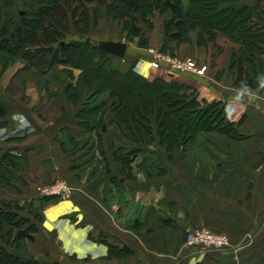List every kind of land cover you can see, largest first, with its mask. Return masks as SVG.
<instances>
[{"label":"crops","instance_id":"0c3cea01","mask_svg":"<svg viewBox=\"0 0 264 264\" xmlns=\"http://www.w3.org/2000/svg\"><path fill=\"white\" fill-rule=\"evenodd\" d=\"M12 1V11L30 7L27 0ZM245 5L259 6L251 1L240 6ZM259 57L252 87L249 80L236 85L229 58L221 76L210 69L207 79L140 61L136 71L149 82L173 80L192 87L200 101L228 103L229 119L239 126L238 136L220 135L223 148L194 145L175 152L172 161L149 140L130 165L133 177L116 152L139 145L114 124L115 112L103 115L111 127L100 146L76 147L79 136L92 135L77 117L85 95L73 117L66 112L73 108L66 98L56 103L55 117H34L30 104L42 92L37 83L30 88L31 103L0 97L10 109L0 120V200L20 206L21 216L32 220L27 215H33L37 228L33 240L2 245L41 264H264V54ZM20 70L23 75L15 79L27 72L23 66ZM153 153L165 175L156 171L159 164L146 163ZM59 180L73 189L68 197L41 193ZM203 229L225 235L228 245L192 247L187 234Z\"/></svg>","mask_w":264,"mask_h":264},{"label":"trees","instance_id":"16d2710c","mask_svg":"<svg viewBox=\"0 0 264 264\" xmlns=\"http://www.w3.org/2000/svg\"><path fill=\"white\" fill-rule=\"evenodd\" d=\"M27 1L30 7L19 12L22 24L20 22L21 25L13 31L10 30V26L14 19L11 12L14 3L12 0H0V43L6 45L13 58L23 56L30 59L32 65L42 61L39 43L46 39L49 46L58 41L57 47L47 48L48 51L67 54L72 57L71 60L78 56L74 63L83 70V73L79 82L66 87L70 100L77 103L74 102V98L77 96L78 100L80 99L81 89L84 87H96L101 92H109L108 98L99 103L87 101L77 113L80 125L87 132L97 133L98 139L102 140L111 122L106 123L104 119L98 117H103L106 111H113L114 124L125 131L126 136L137 145L146 144L149 140L158 141L170 161L173 160L175 152L186 150L188 144L202 132L238 136L239 124L230 121V109L225 103L206 101L201 103L196 91L183 84L161 79L149 82L137 73L134 64L127 71H122L110 64L114 56L102 51L98 46L99 42L92 43L90 38L74 39L69 42L57 40L58 36L63 35L57 26L66 28L57 23V14L64 15L66 10L74 9L79 4H82L83 11H86V0ZM112 1L120 5L123 13L131 18L126 21L125 28L130 32L134 30V36L140 35L138 27L132 29L138 15L142 13L149 22V16L153 11L160 10L171 14L165 23V35L169 39L186 41L191 31L198 30L200 44L214 40L219 34L240 43L242 46L239 53L232 56L231 68L234 69L238 65L243 72L244 64L248 62L252 65L256 80L258 75L256 63L259 55L264 54V26L260 24L264 17V9L259 6L237 7L232 5L236 0H188L187 3L183 0H162L163 7L157 5L159 0ZM34 6L37 8H33ZM143 8L147 9L145 14ZM67 28L65 30H68ZM81 62L87 67H80ZM254 83L250 81L248 86L252 87ZM236 85L242 86V81L237 80ZM9 112L7 105L0 101V120L6 118ZM91 117L97 118L93 120ZM141 151L139 147L117 149V158L124 164V171L127 172V168L129 169L131 176L130 165ZM152 157L153 155L147 156L146 163H153ZM10 158L11 156H8L6 159ZM159 168L160 175L167 173L161 166ZM21 210L18 205L0 200V264H41L34 258L23 260L2 245L6 241L17 246L24 239H34L33 234L37 232V228L32 223L27 228H22L30 219L21 216Z\"/></svg>","mask_w":264,"mask_h":264},{"label":"rangeland","instance_id":"374dc122","mask_svg":"<svg viewBox=\"0 0 264 264\" xmlns=\"http://www.w3.org/2000/svg\"><path fill=\"white\" fill-rule=\"evenodd\" d=\"M183 1L185 3L188 2V0ZM250 1L252 3H258L259 6L264 7V0H236L232 3V5L239 7L240 5L244 4V2L250 3ZM85 2H87L86 11H83V8L81 6L82 4H79V6L75 7L74 9L72 8L66 10V14L64 13V15L62 14L60 16L57 14V23H61L63 27L69 28H67L68 30H65L66 28H60L61 25L57 26L59 28V31L62 32L63 35L58 36L56 39L69 42L74 39L85 40L86 38H90L92 40V43L95 44L104 40L124 42L127 44L128 49L126 56L123 59H128L131 62H123V60L113 58L114 60L112 59V62H110V64L114 67H130L134 64L136 70V67L140 61H147L151 63L153 58H156L158 56H166L176 60L177 64L195 62L199 67L206 66L207 70L205 74L203 76H200L205 79L208 76L210 69L211 71H217V75L221 76L220 69L225 66L226 58L232 60V56L234 55V53L238 54L242 46L240 43H237L230 38L228 39L232 41V43L229 42L222 34H219L212 41L209 40L200 44L198 30L191 31L186 41L180 42L174 39H169L165 35V23L168 19H170L171 14L165 12L163 13L160 10L153 11V14L149 16V22L146 21L145 16L142 13L141 15H138V20L137 22H135V24L132 25V29L138 27L140 29V35L134 36V30H131L130 32L125 28L126 21L130 20L131 18L123 13V9L120 8V5H118L116 2L112 0H105V2L86 0ZM259 2H261V4ZM157 5L163 7L162 0H159ZM159 6H157V8H160ZM13 11L11 12L14 15V19L12 20L10 30L14 31V29L21 25L22 22L21 18L18 15L19 10ZM142 11L145 14L147 12V9L143 8ZM47 15L48 14H46V16ZM260 24L264 26V17L260 20ZM42 41L43 42H40L39 44L42 51L40 53L42 54L43 58L42 61L38 62L36 65H32L30 59L20 55L14 56L13 58L11 52H9V50L5 47L6 45L4 46L2 43H0V90L2 89V91H0V97H5L10 100V102L13 99L18 101L24 100L27 104L31 103L30 95L32 91L30 90V88H34V83H37L42 92L38 91L40 96L35 99L34 105L30 104V109L32 111L31 113L34 117H55V105L57 102L61 103L63 98H66L68 103H70L73 107H69V109H67L66 111L69 117L74 116L73 110H75V108L77 107L79 100H82V95H85V98L87 97L86 102L90 101L93 104L99 103L103 99L108 98L109 92H101L96 87H87L86 90H84V88L81 89L80 99L78 100V97L76 96L74 98V102L77 103H73L66 92V87L71 83L79 82L82 78L81 76L83 70L78 68L79 66L77 67L74 63V60L77 59L78 56L76 55L75 57H73L74 59L71 60L72 57L67 56V54L58 52L55 53L53 52V50L48 51L47 48H51L53 46L57 47L58 41L56 42V44H52L50 46L48 42H46L47 39ZM134 51L139 52L140 54L136 55V52L134 53ZM133 57L137 58L135 60H132L134 59ZM150 63H148V67H150ZM79 65L80 67H87L83 62H81ZM244 65L245 69L243 70V72L240 71L238 65H236V67L233 69L236 84L237 80H250L251 82H255V74L253 73L252 65L248 62H245ZM22 66L27 72L24 74L22 79H15L23 75L20 70L22 69ZM173 70V72H176L177 74L189 73V75L191 74L195 76L193 72L182 71L176 68ZM170 82L177 83L173 80ZM188 87L192 88L190 86ZM238 87L241 86L238 85ZM26 90L28 94H26ZM57 94H59V97H57ZM0 101L6 104L3 100L0 99ZM200 102L203 103L205 101L201 100ZM225 104L230 109L228 103ZM95 118L97 117H91V119L93 120ZM100 118L105 119L104 117H98V119ZM110 127L111 126H109L108 128L110 129ZM154 131L156 132V130ZM198 135L191 143L188 144L187 148H191L194 145H201L204 147L216 145L220 148H223L224 146V142L222 140V137L220 136L223 134L217 133L209 135L208 132H202L199 137ZM152 143L153 148L157 147V145L160 146L158 141H152ZM81 145L91 146V148L97 147L101 145V140L98 139L96 133H92V135L83 137L79 136L78 140L74 141V146L80 147ZM140 145L144 144H139V148ZM129 147L131 148V145ZM160 148L162 149L161 146ZM76 155L79 157L81 156V153H77ZM139 156L140 153L137 154L136 158H138ZM158 160L159 158L157 157V155L153 153L151 161L153 162L154 166H157L158 164L161 166ZM168 161H170L169 157ZM9 164L13 163L10 162ZM4 167H6V165H4ZM10 167L11 166H9V168ZM156 171H158V169ZM61 182L65 181L59 180L50 185L43 186L41 193L47 195L55 187H57L56 193L57 191L59 192V190L61 189ZM72 192L73 189L71 193ZM70 194H67V197ZM51 195L65 198L63 195L59 194ZM27 216L31 217L32 220H30L29 222H25V224L22 226L23 229L27 228L33 221V215Z\"/></svg>","mask_w":264,"mask_h":264},{"label":"built area","instance_id":"2783aa9c","mask_svg":"<svg viewBox=\"0 0 264 264\" xmlns=\"http://www.w3.org/2000/svg\"><path fill=\"white\" fill-rule=\"evenodd\" d=\"M150 66L153 69H166L168 71H174L173 69L176 68L182 71L193 72L197 76H203L207 70L206 66L199 67L195 62L177 64L176 60L166 56L153 58ZM56 188H53L48 194H59L67 197V194H70L72 191V188L66 182H61V189L57 193ZM187 236L188 243L197 249H222L228 245V239L225 235L215 234L205 229L190 231Z\"/></svg>","mask_w":264,"mask_h":264},{"label":"water","instance_id":"95a60500","mask_svg":"<svg viewBox=\"0 0 264 264\" xmlns=\"http://www.w3.org/2000/svg\"><path fill=\"white\" fill-rule=\"evenodd\" d=\"M98 46L102 51L121 59L126 56L128 49L127 44L121 41H100Z\"/></svg>","mask_w":264,"mask_h":264}]
</instances>
